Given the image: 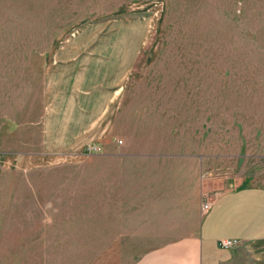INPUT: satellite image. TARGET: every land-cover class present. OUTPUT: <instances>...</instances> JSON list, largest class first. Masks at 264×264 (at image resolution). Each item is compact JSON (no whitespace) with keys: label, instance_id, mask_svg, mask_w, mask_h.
<instances>
[{"label":"rangeland","instance_id":"rangeland-1","mask_svg":"<svg viewBox=\"0 0 264 264\" xmlns=\"http://www.w3.org/2000/svg\"><path fill=\"white\" fill-rule=\"evenodd\" d=\"M117 89L116 143L58 153ZM235 173L264 177V0H0V264H140Z\"/></svg>","mask_w":264,"mask_h":264},{"label":"crops","instance_id":"crops-1","mask_svg":"<svg viewBox=\"0 0 264 264\" xmlns=\"http://www.w3.org/2000/svg\"><path fill=\"white\" fill-rule=\"evenodd\" d=\"M120 91H115L112 96L115 102L100 114H94L93 108L77 101L74 106L77 115L73 113L74 117L69 118L71 111L68 110L58 121V126L48 127L49 130L58 129L59 144L71 148L58 153L81 154L88 142L98 140L105 146L114 142ZM126 151L129 150L121 153ZM48 152L53 153L52 150L43 153ZM37 153H30L32 162L39 160ZM209 202L210 207L201 214L194 236L152 249L155 252L140 264H264V177L231 174L228 185L213 194ZM224 238L237 239L239 243L223 248L219 240Z\"/></svg>","mask_w":264,"mask_h":264},{"label":"built area","instance_id":"built-area-1","mask_svg":"<svg viewBox=\"0 0 264 264\" xmlns=\"http://www.w3.org/2000/svg\"><path fill=\"white\" fill-rule=\"evenodd\" d=\"M89 152H97L99 151V147L96 146H92L90 148H88ZM210 207V202L206 201V202H202V211L205 212L208 210V208ZM239 243V241L237 239H220L219 240V245L223 248H230L232 246H235Z\"/></svg>","mask_w":264,"mask_h":264}]
</instances>
